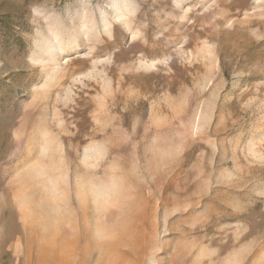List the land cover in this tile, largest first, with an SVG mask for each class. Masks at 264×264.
Wrapping results in <instances>:
<instances>
[{"label":"rangeland","instance_id":"obj_1","mask_svg":"<svg viewBox=\"0 0 264 264\" xmlns=\"http://www.w3.org/2000/svg\"><path fill=\"white\" fill-rule=\"evenodd\" d=\"M0 264H264V0H0Z\"/></svg>","mask_w":264,"mask_h":264},{"label":"bare ground","instance_id":"obj_2","mask_svg":"<svg viewBox=\"0 0 264 264\" xmlns=\"http://www.w3.org/2000/svg\"><path fill=\"white\" fill-rule=\"evenodd\" d=\"M48 47H49V45H48ZM49 50V49H48ZM47 52V51H46Z\"/></svg>","mask_w":264,"mask_h":264}]
</instances>
